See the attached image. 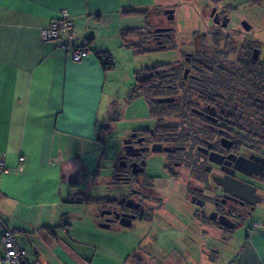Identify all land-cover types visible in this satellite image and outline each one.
<instances>
[{
	"label": "crops",
	"instance_id": "1",
	"mask_svg": "<svg viewBox=\"0 0 264 264\" xmlns=\"http://www.w3.org/2000/svg\"><path fill=\"white\" fill-rule=\"evenodd\" d=\"M121 8L120 0H0V158L6 166L0 222L15 230L28 263L109 264L98 258L96 240L79 239L71 226L75 210L92 203L96 211L99 204L90 193L101 175L99 137L114 121L110 40L125 47ZM62 9L76 32L71 45L89 51L80 61L71 60L70 47L40 39V29ZM97 53L107 54L113 67L104 69ZM107 187L115 192L112 181ZM75 195L95 199L68 200ZM92 222L98 226L95 217ZM238 228L244 229L242 235L229 231L218 238L208 227L214 241L224 245L205 258L208 264H264V217ZM196 242L185 241L186 247L207 244ZM130 255L145 262L150 257L142 251ZM120 260L125 264L128 257Z\"/></svg>",
	"mask_w": 264,
	"mask_h": 264
},
{
	"label": "flooded vegetation",
	"instance_id": "2",
	"mask_svg": "<svg viewBox=\"0 0 264 264\" xmlns=\"http://www.w3.org/2000/svg\"><path fill=\"white\" fill-rule=\"evenodd\" d=\"M165 8L150 35L153 50L172 49L178 57L151 73L158 107L147 115L153 121L125 134L109 172L115 192L99 202L96 224L132 229L170 211L199 238L210 226L223 238L248 222L257 204L229 196L217 180L229 175L251 185L253 200L259 199L255 181L264 183V41L253 39L247 20L238 24L211 4L205 18L185 24L184 48L175 42L178 18L174 12L168 18ZM165 98L171 100H159ZM222 216L234 228L220 225Z\"/></svg>",
	"mask_w": 264,
	"mask_h": 264
},
{
	"label": "rangeland",
	"instance_id": "3",
	"mask_svg": "<svg viewBox=\"0 0 264 264\" xmlns=\"http://www.w3.org/2000/svg\"><path fill=\"white\" fill-rule=\"evenodd\" d=\"M120 4L124 6L121 10H125V17L121 19L120 27H138L141 35H127L125 47L122 48L110 40L111 46L114 47L112 52L115 60V68L111 74L112 94L115 97L113 101L115 108L112 114L114 121L108 125L110 131L99 137L104 145L101 175L98 185L90 193L98 196L97 199L100 203L106 199V195L112 194V190L107 187L111 182L109 172L125 134L134 127L151 124L153 121L148 117L147 105L141 97L129 99L130 89L134 85L135 72L159 63L170 62L178 57L175 50L155 51L152 48L154 43L151 41L150 35L154 27L162 20L160 12L163 8L175 7V16L178 20L174 23L179 27L176 36L178 41L175 40V42L178 44L187 42L188 36L186 35L188 33H186L187 26L185 24L205 18V12L208 11L211 4L223 11L230 12L238 24L247 20L252 26L250 34L252 33L253 39L264 41V0H120ZM237 23L235 26H240ZM183 47L185 48V45ZM124 88L125 92H123ZM153 169L154 172L158 170L156 164ZM255 185L259 188L258 197L261 200L256 203V209L247 223L264 217V183L256 180ZM94 209L92 203H87L81 210H75L76 213L72 215L71 227L79 239L86 240L88 243L96 240L98 258L102 261L107 260L109 264H121L122 257H128L125 264H135V262H138L137 264H208L205 258L217 252L218 247H224L223 242L220 245L218 241H214L215 235L213 234H209L203 239L199 238L194 227L181 224V220L168 216L170 211H163L162 217L154 218L151 224L135 222L132 229L125 227L102 229L92 222L97 215V210ZM178 216L184 217L185 215L182 216V213L179 212ZM242 230L244 229L237 226L229 233L240 236L244 233ZM185 241L190 244L195 241L198 244L201 242L207 244L202 247L198 245L194 247L192 244L191 249H188L190 246L187 248ZM209 247L212 248L209 249ZM213 248L215 250H212ZM133 251L145 252L150 257L146 262L138 261L135 257L132 259L130 254ZM190 251L192 252L190 253ZM186 252L189 253L186 254ZM203 254L205 255L202 256Z\"/></svg>",
	"mask_w": 264,
	"mask_h": 264
},
{
	"label": "built area",
	"instance_id": "4",
	"mask_svg": "<svg viewBox=\"0 0 264 264\" xmlns=\"http://www.w3.org/2000/svg\"><path fill=\"white\" fill-rule=\"evenodd\" d=\"M40 39L43 41L55 40L62 48H71L70 58L73 61H80L89 51L84 47L71 45V40L76 36L73 24L65 9L60 10L58 16L50 20L47 25L42 27L39 32ZM23 157H19V161H23ZM6 172L4 159L0 158V178ZM1 244L3 253L0 257L5 264H37L28 263L26 251L18 245L15 240L14 229L4 227L0 222Z\"/></svg>",
	"mask_w": 264,
	"mask_h": 264
},
{
	"label": "trees",
	"instance_id": "5",
	"mask_svg": "<svg viewBox=\"0 0 264 264\" xmlns=\"http://www.w3.org/2000/svg\"><path fill=\"white\" fill-rule=\"evenodd\" d=\"M123 32L125 34V37L127 35L131 36L133 34L141 35V33H139V28L137 27L125 28V30H123L122 33ZM98 56L101 59L104 69H111L113 67V63L107 54H105L104 56L103 54L102 55L99 54ZM155 68L156 66L149 68L147 70H144V69L137 70L135 72V80H134L133 88L130 89V92H129V99H134L136 97L143 98V100L145 101L147 105V108H149L150 110H152L155 107H158L155 101L157 83H155V81L153 80V74H151L155 71L154 70ZM148 70H151L152 72H147ZM103 128H104L103 131L105 130L107 131L109 129L108 126H103ZM96 171H98V168H96ZM83 199L85 201H88V200H94L95 198L84 197L83 195H75V196L69 197L68 200H70L71 202H80V200H83Z\"/></svg>",
	"mask_w": 264,
	"mask_h": 264
},
{
	"label": "water",
	"instance_id": "6",
	"mask_svg": "<svg viewBox=\"0 0 264 264\" xmlns=\"http://www.w3.org/2000/svg\"><path fill=\"white\" fill-rule=\"evenodd\" d=\"M212 10H214V9H212ZM163 13L168 14V16H167L168 18H172L173 9L172 8H165L163 10ZM155 31H156V29H155ZM159 100L160 101L161 100L162 101L163 100L168 101L171 99L165 98V99H159ZM123 143L125 144V140L123 141ZM233 169L236 170L237 172L242 173V174L247 175V176H250L252 174L251 172H247L244 168L236 166L235 164H234ZM254 174H259V173L257 172ZM217 181H218L217 184L222 185L223 190L231 197H235L237 199H241V200L250 202L251 204H255L261 200L260 197L257 200L250 199V197L253 196L254 187H252L251 185H249L247 183L233 179L229 175H226L223 178H219ZM254 195H255V193H254ZM248 197H249V199H248ZM221 218L222 219L219 220L220 225L226 226L230 229L234 228V224L228 218H226L225 216H222ZM120 223L125 226V222L120 221Z\"/></svg>",
	"mask_w": 264,
	"mask_h": 264
}]
</instances>
